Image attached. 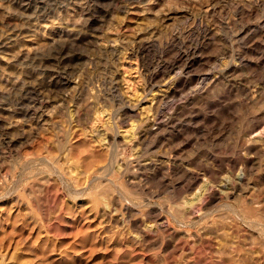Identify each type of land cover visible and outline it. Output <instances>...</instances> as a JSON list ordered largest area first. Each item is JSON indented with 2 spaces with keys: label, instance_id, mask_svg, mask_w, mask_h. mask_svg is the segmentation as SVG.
<instances>
[{
  "label": "rangeland",
  "instance_id": "obj_1",
  "mask_svg": "<svg viewBox=\"0 0 264 264\" xmlns=\"http://www.w3.org/2000/svg\"><path fill=\"white\" fill-rule=\"evenodd\" d=\"M7 33L0 264H264V0H0Z\"/></svg>",
  "mask_w": 264,
  "mask_h": 264
},
{
  "label": "bare ground",
  "instance_id": "obj_2",
  "mask_svg": "<svg viewBox=\"0 0 264 264\" xmlns=\"http://www.w3.org/2000/svg\"><path fill=\"white\" fill-rule=\"evenodd\" d=\"M19 25V24H18ZM22 25V24H21ZM27 25V24H26ZM71 26V25H70ZM37 27V26H36ZM36 27L34 26L32 29L33 30H35L36 29ZM41 27V26H40ZM39 28V27H38ZM67 28V27H66ZM70 29H68L67 30V32H68V34H71V33H73L75 30H73V28H71V27H69ZM22 29V28H21ZM21 29H19V31H21ZM27 29V28H26ZM31 29V28H30ZM43 29H45L44 27H43ZM50 29V28H49ZM51 30V29H50ZM28 32V31H27ZM43 32V31H42ZM33 33V32H32ZM52 33V32H51ZM8 34V33H7ZM22 34V33H21ZM45 33L43 32V34H41V35H44ZM78 34V33H77ZM24 35V34H23ZM6 36V35H5ZM78 36V35H77ZM79 37V36H78ZM84 37V36H83ZM26 38V37H25ZM62 38V37H61ZM81 38V37H80ZM3 39V38H2ZM22 39V38H21ZM83 39V38H82ZM45 40H44V38L43 37H40L39 35L37 36V37H29L26 41H24L25 43L24 44H22V45H24V47H20L21 49H20V54H26V55H29V53L31 54V52H30V50L32 49V47H35V46H37V45H39V44H42L43 42H44ZM62 41V40H61ZM137 43L140 45V47H142V49L145 47V46H149V45H154L155 44V40L154 39H143V38H138L137 40ZM15 42V40H14V38L12 37V35H7L3 40H1L0 39V45H6V44H8V46H9V44L10 43H12L11 45H13V43ZM10 45V46H11ZM14 46V45H13ZM16 46V45H15ZM138 49H139V47H138ZM141 49V50H142ZM18 50V49H17ZM148 50V49H147ZM14 53V52H13ZM13 53H11L12 55H13ZM12 55H10V56H12ZM36 55V54H35ZM6 57V56H5ZM9 57V56H8ZM12 57H14V55L12 56ZM11 57V58H12ZM16 57V56H15ZM26 57H28V56H26ZM39 57V56H38ZM11 58H10V61H12L11 60ZM26 59V58H25ZM8 60H9V58H4V56L3 57H0V62H5V63H7L8 62ZM174 67V66H173ZM18 71V70H17ZM21 72V71H20ZM176 73V72H175ZM150 78H152V77H150ZM24 79V78H23ZM149 80V78H147L146 79V88L148 89V92H147V94L148 93H151L153 90H154V85H152V81L150 82V80ZM159 84V83H158ZM146 88H145V90H146ZM168 96V92H166V93H164L163 95H160V97H159V99H158V101H161L162 99H164L165 97H167ZM252 97H253V95H252ZM126 106V105H125ZM147 118V117H146ZM145 119V118H144ZM163 124H164V118H163V114H162V110H160V109H158L157 108V110L154 112V115H153V118H152V120H150V119H145L144 121H142L141 122V132H142V135H149V134H155V133H157L158 132V130L163 126ZM140 131V130H139ZM115 132V131H114ZM115 135H116V132H115ZM115 135H111V136H109L108 137V141L112 144V145H114V143H115ZM104 137H105V135H104ZM126 138V137H125ZM124 141V140H123ZM99 158V157H98ZM99 163V162H98ZM108 164V163H107ZM207 190V189H206ZM230 191V190H229ZM231 192V191H230ZM234 192V191H233ZM244 203V202H243ZM176 205V204H175ZM183 205V204H182ZM244 205V204H243ZM254 205V204H253ZM170 206V205H169ZM191 206H192V202H190L189 204H187V206H186V208H185V206H184V209H180L179 207V209L180 210H178V212H180V213H186L187 211H188V209H190L191 208ZM122 208V207H121ZM116 209L117 208H115V207H109V209H108V211H109V213H111L113 210L114 211H116ZM184 210V211H183ZM118 211H119V209H118ZM251 222H253V221H251ZM250 222V223H251ZM254 223V222H253ZM252 223V224H253ZM256 224V223H255ZM255 224H253V225H255ZM253 225H251V226H253ZM257 225H259L258 223L256 224V226ZM261 226V225H260ZM258 228H260V227H258ZM259 230V229H258ZM260 231L262 232H264V230H263V228H260ZM253 238V237H252ZM252 240V239H251ZM250 241V240H249ZM240 244V243H239ZM260 244V243H259ZM251 247V246H250ZM238 252V251H237ZM263 256V255H262ZM264 258V257H263Z\"/></svg>",
  "mask_w": 264,
  "mask_h": 264
}]
</instances>
